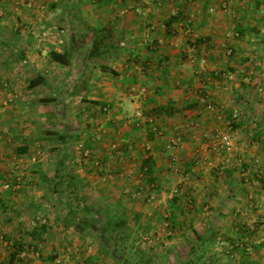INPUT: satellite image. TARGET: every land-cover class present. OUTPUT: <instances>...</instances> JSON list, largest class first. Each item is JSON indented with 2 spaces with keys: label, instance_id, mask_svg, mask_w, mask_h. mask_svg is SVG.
<instances>
[{
  "label": "crops",
  "instance_id": "crops-1",
  "mask_svg": "<svg viewBox=\"0 0 264 264\" xmlns=\"http://www.w3.org/2000/svg\"><path fill=\"white\" fill-rule=\"evenodd\" d=\"M261 87V0H0V184L21 179L0 193V264H123L113 250L131 230L149 253L146 227L167 252L200 235L214 241L212 264H241L244 243L264 264ZM138 107L162 135L131 123ZM228 129L226 157L215 134ZM109 218L126 226L105 247Z\"/></svg>",
  "mask_w": 264,
  "mask_h": 264
},
{
  "label": "built area",
  "instance_id": "built-area-1",
  "mask_svg": "<svg viewBox=\"0 0 264 264\" xmlns=\"http://www.w3.org/2000/svg\"><path fill=\"white\" fill-rule=\"evenodd\" d=\"M44 8V7H43ZM224 8H228V6L225 5ZM261 8L264 9V0H261ZM192 29L188 27V33L192 34ZM38 36L39 37H48L49 36V30L48 29H43L41 30V33L38 32ZM192 49H194V47H192ZM229 53H231V50H228ZM200 62L202 65H204L206 63V58L202 57V59H200ZM221 76L226 80V81H233L236 77L235 73H231V72H222ZM136 88L132 91H135ZM260 91H263V87H261L259 89ZM135 92L137 94V97L142 98L143 100L146 99L147 95H148V88L147 87H140L139 89H137ZM12 99V97H11ZM203 100L206 101V109L209 111H214L216 109V106L213 102L208 101V99L206 100L205 96H203ZM109 107H105V111H108ZM241 115L240 111H235L234 113V118L237 119L239 118ZM135 117L136 119L132 120V124L137 127V128H141L143 127L146 123L148 124H155V118L153 116L151 117H146L144 115L143 110L138 107L136 112H135ZM193 126H197V123H193ZM156 132L159 135L163 134V131H160V129L156 128ZM215 138H216V149L218 151V153L222 154V155H226V156H230L232 155L235 151H236V140H235V136L234 133L231 130H220L215 134ZM167 147L170 148L173 151H176L178 148H180L181 146V137L179 135V133L173 134L170 137H168L167 139ZM112 149L113 150H118L119 149V144L117 142H113L112 143ZM84 157L86 159H88L91 155V152L86 150L84 152ZM84 158V159H85ZM171 160V164L173 165V167L175 168V170H179L178 167V154L176 152H174L173 154H171L170 157ZM84 161V160H83ZM94 164L98 167H100V160L97 157H94ZM21 188V179H18L16 182L14 181H2L0 184V193H2L3 191L6 190H18ZM152 200H155V196L153 195L151 197ZM1 239V238H0ZM158 238L155 237V235H153L151 232H143L139 235V239H138V244L146 247V245H152L155 241H157ZM59 264H70L68 261H58Z\"/></svg>",
  "mask_w": 264,
  "mask_h": 264
},
{
  "label": "rangeland",
  "instance_id": "rangeland-1",
  "mask_svg": "<svg viewBox=\"0 0 264 264\" xmlns=\"http://www.w3.org/2000/svg\"><path fill=\"white\" fill-rule=\"evenodd\" d=\"M157 198L158 197L155 195V200ZM162 223H165V220H162ZM143 230H145V231H142L141 233L151 230V227H146ZM163 232L166 233L167 231L165 230ZM129 233H130V238L128 239L127 243L121 242L119 248H117V249L131 263L139 264L140 263V257H142L143 254L134 242L135 241L134 237H135V235L138 234V230L134 229V230L129 231ZM114 240L115 239L112 238L113 243H115ZM196 242L188 239L187 241H183V242L174 244L173 246H171V248H169V249H171V251L167 252V251H165V243H160L159 241H155L150 246L146 245V249L149 252L148 254H146V256L149 257L150 252L157 250V252L161 253V259H159L160 257L157 256L158 257L157 259H159L157 261L156 257H154V259H156V260L153 259V264H187V261L190 258H195V259L198 258L199 263L204 262V261H208L210 264H212L214 262V260L211 258L212 253H213V247L207 248L206 252H204L202 247L198 243L196 244ZM227 244L232 245V243H230V242L217 243L218 246H223V247L224 246L226 247ZM229 261H231V260H229Z\"/></svg>",
  "mask_w": 264,
  "mask_h": 264
},
{
  "label": "trees",
  "instance_id": "trees-1",
  "mask_svg": "<svg viewBox=\"0 0 264 264\" xmlns=\"http://www.w3.org/2000/svg\"><path fill=\"white\" fill-rule=\"evenodd\" d=\"M50 57L52 60L54 61H57V62H61L63 64H69L71 62V54L68 52V51H63V52H58L56 50H51L50 51ZM159 111V110H157ZM149 126H152V131H156V125L155 124H150ZM62 140H64L66 138L65 135L61 136L60 137ZM152 167H150L149 170V173L152 172ZM263 181L264 178L260 179V181ZM246 182V181H245ZM126 226V222L124 221H120L118 219H112V218H109L106 220V224L102 227L103 228V232H104V237H102V242L103 244L105 245V247H107L108 245H112L114 243H112V238L115 239L114 235L116 232H118L120 229L124 228ZM197 242L196 244L198 243L204 252H206L207 248L209 246H212L214 244V241L212 240V238L210 237H206V236H200V235H197ZM115 241V240H114ZM247 246L245 243L243 244V247H242V254H243V261L241 264H253L252 261L250 260L249 257H246V254H247ZM21 247V246H20ZM238 246L236 245V248ZM108 250H113V247L112 249L111 248H108ZM114 253H115V256L117 257V259L122 262L123 264H133L131 263L123 254H121L119 252V250H117L115 248V250H113ZM142 257H140V263L139 264H153V260L150 259L149 257L146 256V254L143 252L142 253ZM200 259V258H199ZM198 258H190L188 261H187V264H210L208 261H204V262H201L199 263L198 262Z\"/></svg>",
  "mask_w": 264,
  "mask_h": 264
}]
</instances>
